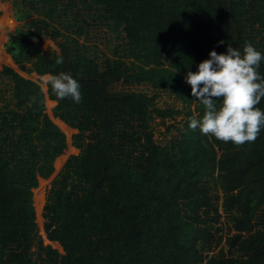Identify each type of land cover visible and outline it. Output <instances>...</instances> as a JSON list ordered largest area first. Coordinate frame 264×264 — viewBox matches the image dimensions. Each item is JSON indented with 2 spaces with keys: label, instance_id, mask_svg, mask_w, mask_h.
<instances>
[{
  "label": "trees",
  "instance_id": "16d2710c",
  "mask_svg": "<svg viewBox=\"0 0 264 264\" xmlns=\"http://www.w3.org/2000/svg\"><path fill=\"white\" fill-rule=\"evenodd\" d=\"M8 1L17 69L0 71V264H264V129L242 146L192 130L205 109L185 83L211 51L264 55V0ZM27 70L70 73L81 102ZM48 100L78 154L46 192L43 236L34 190L68 147ZM157 119L173 121L160 140Z\"/></svg>",
  "mask_w": 264,
  "mask_h": 264
},
{
  "label": "clouds",
  "instance_id": "9594fccd",
  "mask_svg": "<svg viewBox=\"0 0 264 264\" xmlns=\"http://www.w3.org/2000/svg\"><path fill=\"white\" fill-rule=\"evenodd\" d=\"M262 60L264 55L251 44L242 50L229 45L226 54L211 51L196 72L187 71L185 83L205 109L202 119H190L189 127L236 146L254 143L264 129V111L257 107L264 98V76L258 71ZM49 85L58 100H82L80 84L70 73L49 74L42 86ZM216 101H222L219 107Z\"/></svg>",
  "mask_w": 264,
  "mask_h": 264
},
{
  "label": "rangeland",
  "instance_id": "374dc122",
  "mask_svg": "<svg viewBox=\"0 0 264 264\" xmlns=\"http://www.w3.org/2000/svg\"><path fill=\"white\" fill-rule=\"evenodd\" d=\"M0 12H1V16H0V71L6 66L13 67V68L17 69L16 65L11 60L10 55H8L5 51L6 42L8 41V39L10 38L12 33L15 31L16 27L18 26V23L13 19L12 7H11V4L8 0H0ZM48 47L55 48L54 44L51 41H45L42 44V48L44 50H46ZM19 72L27 78H31V79H34L37 81H41V86L44 83V78L47 77V76H45V77L39 78L36 74L30 72L29 70L19 71ZM43 89L46 90L47 88L43 87ZM171 103H172V101L169 98L163 97L160 105L164 106L165 104H171ZM54 106H55L54 102L49 101V100L47 101V111L46 112L48 113V115L52 119H53L52 108ZM53 120L61 128V130L66 134L68 147H67L65 154L61 158L56 160V162H55V167H56L55 173L48 180L40 179L39 180V187L34 190V204H35V208H36L37 223H38L39 228H40V233L43 236H45V235L43 232L42 211H43V206L45 204L46 192L49 189L52 180L60 172L63 164L67 160L66 158L70 155H74L75 153H78L76 150H74V148L72 147V143H71L72 135L76 132L70 128H68L70 131H68L67 129H64L58 123L59 122L58 119H53ZM164 123L165 124H163L159 119H157L154 122V128L156 130V138L158 140L161 139V134L166 133V127L168 125L172 124L173 121L167 120ZM171 138H172L171 135L167 136V139H171ZM58 160H60L59 164H57ZM44 241L46 244H51L54 248L60 249L58 244L50 243L45 237H44Z\"/></svg>",
  "mask_w": 264,
  "mask_h": 264
},
{
  "label": "crops",
  "instance_id": "0c3cea01",
  "mask_svg": "<svg viewBox=\"0 0 264 264\" xmlns=\"http://www.w3.org/2000/svg\"><path fill=\"white\" fill-rule=\"evenodd\" d=\"M12 60V59H11ZM55 103V102H54ZM54 119V118H53ZM60 121V120H59ZM61 122V121H60ZM62 123V122H61ZM73 130V129H72ZM75 132H77L76 130H74ZM71 143H72V141H71ZM73 147V146H72ZM74 148V150H76L77 152H78V149H76L75 147H73ZM75 154H78V153H75ZM64 155V154H63ZM62 155V156H63ZM62 156H60L59 158H61ZM69 157V156H68ZM68 157L66 158V159H68ZM58 158V159H59ZM56 168V167H55Z\"/></svg>",
  "mask_w": 264,
  "mask_h": 264
},
{
  "label": "bare ground",
  "instance_id": "6f19581e",
  "mask_svg": "<svg viewBox=\"0 0 264 264\" xmlns=\"http://www.w3.org/2000/svg\"><path fill=\"white\" fill-rule=\"evenodd\" d=\"M64 129H67L68 131H70L69 129H68V127L66 126V125H63L60 121L58 122ZM67 127V128H66ZM59 161L60 160H58V162H57V164H59Z\"/></svg>",
  "mask_w": 264,
  "mask_h": 264
}]
</instances>
